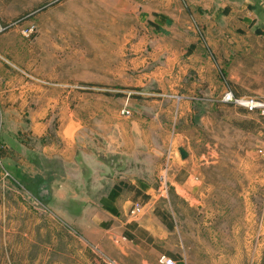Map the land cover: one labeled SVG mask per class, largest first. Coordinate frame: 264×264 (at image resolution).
Listing matches in <instances>:
<instances>
[{"label": "rangeland", "instance_id": "374dc122", "mask_svg": "<svg viewBox=\"0 0 264 264\" xmlns=\"http://www.w3.org/2000/svg\"><path fill=\"white\" fill-rule=\"evenodd\" d=\"M162 2L0 0V36L18 32L5 35L0 64L11 76L39 85L40 107L48 113L41 119L50 131L82 128L95 143L98 130L112 121L107 111L130 116L125 98L135 75L119 68L135 41L140 40L137 46L153 43L145 36L154 29L148 20L165 9ZM191 24L201 36L200 25ZM255 39L242 44L264 46L263 38ZM258 89L247 96L225 93L264 103V85ZM228 104L212 118V132L200 136V147L190 144L193 164H180L174 148L151 157L165 172L179 164L187 175L195 174L179 186L188 196L178 194L160 169L150 196L129 203L120 223L109 222L104 231L83 225L81 218L71 223L53 213L46 199L33 196L32 183H23L22 198L7 197L0 183V264H160V256L176 264H264V115ZM159 143L154 134L152 146L159 148ZM134 204L140 210L131 215Z\"/></svg>", "mask_w": 264, "mask_h": 264}, {"label": "crops", "instance_id": "0c3cea01", "mask_svg": "<svg viewBox=\"0 0 264 264\" xmlns=\"http://www.w3.org/2000/svg\"><path fill=\"white\" fill-rule=\"evenodd\" d=\"M162 1L165 9L148 20L154 29L145 36L153 43L137 46L140 40L135 41L119 68L135 75L125 98L130 116L107 111L112 121L98 130L95 143L82 128L50 131L41 119L48 113L40 107L39 85L28 77L11 76L0 64V183L7 197H24L23 183H32L33 196L46 199L53 213L71 223L81 218L83 225L104 231L109 222L120 223L129 203L150 196L153 175L160 169L180 189L178 194L188 196L179 186L195 174L187 175L179 164L177 170L165 172L151 157L183 149L187 156L179 154L180 164H193L190 151L200 147L202 133L212 132V118L220 117V107L230 106L221 96L228 90L237 96L259 92L264 85V46L242 42L264 39V0ZM191 21L200 25L201 36ZM5 35L0 36V48ZM165 95L180 98L177 102ZM154 134L159 148L151 144ZM70 205L78 209L69 210Z\"/></svg>", "mask_w": 264, "mask_h": 264}, {"label": "built area", "instance_id": "2783aa9c", "mask_svg": "<svg viewBox=\"0 0 264 264\" xmlns=\"http://www.w3.org/2000/svg\"><path fill=\"white\" fill-rule=\"evenodd\" d=\"M3 31L2 25L0 24V33ZM222 101L231 103L235 106H241L244 107V109L248 112H253V111H260L262 115H264V103L257 101L256 98L253 97H242V98H237L234 97V95L231 92H227L223 95L221 98ZM123 114L126 113V115H129L128 111H121ZM140 210V206L138 204H134L132 206V209L130 211V214L133 215L135 213H138ZM159 263L160 264H176L172 259L166 257V256H160L159 257Z\"/></svg>", "mask_w": 264, "mask_h": 264}, {"label": "water", "instance_id": "95a60500", "mask_svg": "<svg viewBox=\"0 0 264 264\" xmlns=\"http://www.w3.org/2000/svg\"><path fill=\"white\" fill-rule=\"evenodd\" d=\"M178 151H179L180 157L182 159H185L187 156L186 152L183 149H179Z\"/></svg>", "mask_w": 264, "mask_h": 264}]
</instances>
